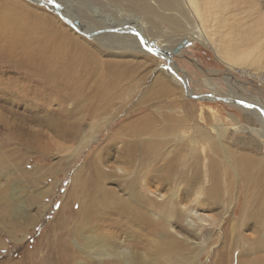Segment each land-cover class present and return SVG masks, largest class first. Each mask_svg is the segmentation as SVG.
Listing matches in <instances>:
<instances>
[{
    "label": "rangeland",
    "instance_id": "obj_1",
    "mask_svg": "<svg viewBox=\"0 0 264 264\" xmlns=\"http://www.w3.org/2000/svg\"><path fill=\"white\" fill-rule=\"evenodd\" d=\"M8 1L21 4L27 12L30 10L56 20L59 28L81 37L91 50L101 53L97 42L77 33L48 6L30 0ZM180 1L183 17L178 12L175 14L181 16L184 29L173 31L169 25L163 24L155 40L170 48L167 54L171 60L133 48L120 51L102 48V57L129 61L140 67L134 79L123 84L124 93L112 99L110 109L100 118L78 117L83 132L76 142L54 138L49 151H34L21 144L20 138L0 118V264H106L109 261V258L98 257L90 251L93 233L75 237L67 227H62L61 222L66 219L71 226L80 212L77 196L71 195L79 188V182L74 180L76 172L86 171L101 147L106 146L105 153L114 155L110 159L114 162L121 143L116 142L115 146L109 145L108 148L109 137L125 123L145 114H150L144 121L145 126L156 131L165 141L161 149L164 155L178 149L184 162L190 164L194 162V156H202L204 161L201 163L206 164L211 161L209 157L216 156L221 167H233L234 173L236 171L232 205L229 204L228 212L222 205L211 206L207 202L200 211L210 221L205 225L209 231H204L197 240L201 253L194 264H213L210 252L216 246L215 240L220 236L224 219L231 216V219L238 220L247 195L255 191L253 185L257 180H249L242 172L241 156L247 157L252 169L259 165L264 167V121L250 107L231 102L239 100L244 104L254 102L264 106V0ZM99 2H95L97 6ZM74 3L80 5L79 0ZM114 6L112 3L105 6V12L111 18L133 19V11L121 13ZM9 7L11 15H15L14 6ZM144 22L145 28L150 27L149 21ZM124 29L112 28L111 31L120 35L133 34L122 31ZM185 39L188 43L176 53L175 48ZM13 69L0 62V114L10 116L11 111L18 117L25 115L29 119H41L50 116L53 109H59L54 96L49 97L50 106L34 104L33 95L40 86L36 82L28 83ZM158 76L164 79L168 89L160 91L155 87ZM183 80L193 94L187 92ZM6 85H13L14 90H7ZM200 94H212L219 99L192 97ZM93 125L96 127L92 128ZM28 126L53 135L38 122L30 121ZM159 185L152 184L151 188L156 189ZM107 186L123 197L129 196L117 182H108ZM164 186L169 188V184ZM152 196L161 198L159 192ZM149 213L153 215L151 211ZM212 217L217 220L211 221ZM183 226L187 228L186 223ZM100 229L102 233L97 231L99 238L111 245L123 241L124 247L145 250L133 245L137 238L133 234L125 235L123 227L102 225ZM247 230L244 233H251ZM167 232L160 226L154 227L153 234L149 230L141 233L151 236L152 249H155L157 244L166 242Z\"/></svg>",
    "mask_w": 264,
    "mask_h": 264
},
{
    "label": "bare ground",
    "instance_id": "obj_2",
    "mask_svg": "<svg viewBox=\"0 0 264 264\" xmlns=\"http://www.w3.org/2000/svg\"><path fill=\"white\" fill-rule=\"evenodd\" d=\"M30 1L56 11L77 33L97 42L101 48V53L93 51L81 37L59 28L56 20L30 10L27 12L19 3L0 0V9L3 8L0 10V62L16 69L28 83L36 82L40 86L34 92V104L50 106V96H54V101L59 104V109H53L50 116L41 119L18 117L11 111L10 116L1 113L0 118L20 138L21 144L42 153L50 150L54 138L76 142L83 132L78 117L100 118L110 109L112 99L124 93L123 84L138 73L139 64L104 58L102 48L112 51L133 48L171 60L167 54L170 48L155 41L158 29L163 24L173 31L184 29L180 0H99L98 6V0H79L80 5L74 3L77 0ZM109 3L114 4L118 12L133 11V19L111 18L105 12ZM11 4L17 11L15 15L10 13ZM144 21H149L150 27L145 28ZM120 27L133 34L120 35L111 31ZM164 82L158 76L155 87L160 91L168 89ZM183 83L187 92L193 94L188 83L184 80ZM6 89L12 91L14 86L6 85ZM231 102L235 104L237 100ZM255 104L250 102L243 106L250 107L264 121V106ZM148 117L150 114H145L125 123L109 137L107 147L121 143L114 162L110 160L114 155L105 153L106 146L101 147L93 155L87 170L76 172L74 180L79 182V188L71 195L77 196L80 212L71 226L66 219L61 225L78 238L93 233L90 251L98 257L109 258L106 264H194L201 253L197 240L204 231H209L205 225L210 221L200 211L207 202L211 206L222 205L228 212L236 171L234 173L233 167H221L216 156L210 155L209 164L201 163L204 161L202 156H194V162L190 164L184 162L178 149L164 155L161 149L165 141L145 126ZM30 121L45 125L53 135L45 130L30 129ZM241 159L242 172L249 180H257L253 185L255 191L247 195L238 220L231 219L230 215L224 219L220 236L215 240L216 246L210 252L213 264H264V167L259 165L252 169L246 156ZM108 182L119 183L129 196L118 194L107 186ZM157 183L161 185L152 189L151 185ZM166 184H169L167 189ZM156 192L160 199L152 196ZM102 225L123 227L125 235L133 234L137 238L133 245L145 250L124 247L123 241L111 245L100 239L97 231L102 233ZM160 226L168 231L166 242L152 249L151 236L141 232L149 230L153 234L154 227ZM247 229L251 233H244Z\"/></svg>",
    "mask_w": 264,
    "mask_h": 264
},
{
    "label": "water",
    "instance_id": "obj_3",
    "mask_svg": "<svg viewBox=\"0 0 264 264\" xmlns=\"http://www.w3.org/2000/svg\"><path fill=\"white\" fill-rule=\"evenodd\" d=\"M188 43V40L185 39L182 43H180L176 48H175V52H179L186 44ZM214 95L209 94V95H193L192 97L194 98H201V99H209V97H213ZM217 99H219V97H217ZM229 101V99H226ZM237 103L241 104V105H246L244 104V102H241L239 100H237Z\"/></svg>",
    "mask_w": 264,
    "mask_h": 264
}]
</instances>
